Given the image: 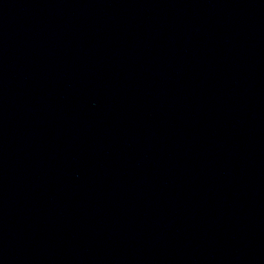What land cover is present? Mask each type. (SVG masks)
Masks as SVG:
<instances>
[{
	"label": "water",
	"instance_id": "water-1",
	"mask_svg": "<svg viewBox=\"0 0 264 264\" xmlns=\"http://www.w3.org/2000/svg\"><path fill=\"white\" fill-rule=\"evenodd\" d=\"M0 264H264V0H0Z\"/></svg>",
	"mask_w": 264,
	"mask_h": 264
}]
</instances>
